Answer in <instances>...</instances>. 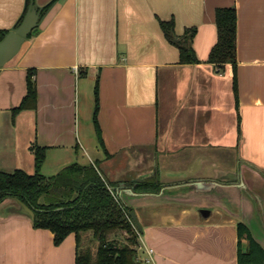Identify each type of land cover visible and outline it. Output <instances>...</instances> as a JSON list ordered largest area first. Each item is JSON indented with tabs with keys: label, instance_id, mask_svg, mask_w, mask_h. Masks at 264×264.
Wrapping results in <instances>:
<instances>
[{
	"label": "crops",
	"instance_id": "obj_1",
	"mask_svg": "<svg viewBox=\"0 0 264 264\" xmlns=\"http://www.w3.org/2000/svg\"><path fill=\"white\" fill-rule=\"evenodd\" d=\"M53 1L0 0V33L40 11L38 31L0 67V171L33 174L36 146L46 177L98 162L116 195L132 189L118 197L142 228L138 264H238L239 223L264 249V0H56L44 12ZM221 8L237 11L235 70L208 62ZM163 22L176 36L196 29L199 63H180ZM29 73L36 106L14 114ZM149 178L160 193H136ZM86 233L56 245L7 198L0 264H76Z\"/></svg>",
	"mask_w": 264,
	"mask_h": 264
},
{
	"label": "trees",
	"instance_id": "obj_2",
	"mask_svg": "<svg viewBox=\"0 0 264 264\" xmlns=\"http://www.w3.org/2000/svg\"><path fill=\"white\" fill-rule=\"evenodd\" d=\"M54 0L49 4L47 11ZM218 40L211 50L208 62L223 70L231 65L237 66V11L235 8L217 9L215 13ZM23 19L19 22L21 24ZM17 26V27H18ZM166 39L180 53L181 64H197L199 60L193 49L196 29L185 31L176 36L173 22L161 24ZM7 34L0 33V42ZM83 75V74H82ZM234 91L237 98V81L234 75ZM37 101V88L31 73L27 76V95L21 105L13 110L14 114L33 109ZM99 109L98 83L95 86L94 123L100 146H103L97 124ZM35 171L29 174L23 170L11 173L0 171V203L7 198H17L35 212L33 225L37 229H46L54 234V243L60 245L70 234L77 240L86 232L92 234L98 243L95 252L90 248H80L76 255V264H138V233L134 228L128 207L115 193V185L98 170V162L89 165L77 163L64 167L54 176L46 177L41 173L46 158L43 148L33 147ZM161 183L155 178L142 180L135 185L136 193H160ZM238 264H264V249L254 239L249 228L238 226ZM125 232V241L121 244L111 237ZM247 242L246 249L243 241Z\"/></svg>",
	"mask_w": 264,
	"mask_h": 264
},
{
	"label": "water",
	"instance_id": "obj_3",
	"mask_svg": "<svg viewBox=\"0 0 264 264\" xmlns=\"http://www.w3.org/2000/svg\"><path fill=\"white\" fill-rule=\"evenodd\" d=\"M39 17L40 11L36 7H31L30 10L27 12L25 18L21 22V24L14 29L13 31L9 32L3 41L0 43V67H4L20 50L24 41L29 37V35L34 34L38 31L39 25ZM238 178V174L235 173L232 177L233 181H236ZM241 180V179H240ZM140 182L137 181L136 184ZM241 185H244V182H240ZM243 183V184H242ZM116 190H114L115 193ZM117 196L119 193L125 194H133L132 189L126 190L125 186L121 187V190H117ZM121 191V192H120ZM17 202L20 207V211L23 215L28 217L32 222L35 220V212L32 208L28 207L22 201L17 198H10ZM130 219L135 226L138 232H142L141 225L138 221V218L134 211L130 212Z\"/></svg>",
	"mask_w": 264,
	"mask_h": 264
},
{
	"label": "rangeland",
	"instance_id": "obj_4",
	"mask_svg": "<svg viewBox=\"0 0 264 264\" xmlns=\"http://www.w3.org/2000/svg\"><path fill=\"white\" fill-rule=\"evenodd\" d=\"M86 234L87 235L84 236L81 241V245L83 246L84 249L90 248L93 252H95L98 247V243L93 239L92 234L90 232ZM125 238H126L125 232H118L111 237L112 240L116 241L119 244L123 243L125 241Z\"/></svg>",
	"mask_w": 264,
	"mask_h": 264
},
{
	"label": "built area",
	"instance_id": "obj_5",
	"mask_svg": "<svg viewBox=\"0 0 264 264\" xmlns=\"http://www.w3.org/2000/svg\"><path fill=\"white\" fill-rule=\"evenodd\" d=\"M135 227V226H134ZM136 229V228H135ZM150 253H152V251H150Z\"/></svg>",
	"mask_w": 264,
	"mask_h": 264
}]
</instances>
